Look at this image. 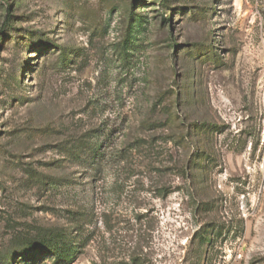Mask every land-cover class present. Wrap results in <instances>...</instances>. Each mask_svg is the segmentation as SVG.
Returning a JSON list of instances; mask_svg holds the SVG:
<instances>
[{
	"label": "rangeland",
	"instance_id": "1",
	"mask_svg": "<svg viewBox=\"0 0 264 264\" xmlns=\"http://www.w3.org/2000/svg\"><path fill=\"white\" fill-rule=\"evenodd\" d=\"M76 226L70 264H264V0H0V264Z\"/></svg>",
	"mask_w": 264,
	"mask_h": 264
},
{
	"label": "trees",
	"instance_id": "2",
	"mask_svg": "<svg viewBox=\"0 0 264 264\" xmlns=\"http://www.w3.org/2000/svg\"><path fill=\"white\" fill-rule=\"evenodd\" d=\"M61 55L63 57V54ZM100 155V146L89 142L80 146V151L74 160L86 171L93 172L94 176L100 166L98 160ZM85 244L86 239L83 237L81 226L74 227L72 233L66 230L49 233L41 239L40 249L36 250L33 255H29L28 259L21 264H29L42 257L52 259L53 264H70Z\"/></svg>",
	"mask_w": 264,
	"mask_h": 264
}]
</instances>
